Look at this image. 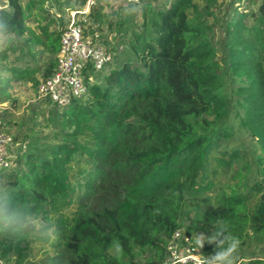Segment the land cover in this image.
<instances>
[{"label": "trees", "instance_id": "trees-1", "mask_svg": "<svg viewBox=\"0 0 264 264\" xmlns=\"http://www.w3.org/2000/svg\"><path fill=\"white\" fill-rule=\"evenodd\" d=\"M202 1L218 22L214 9L228 0ZM236 1L222 14L217 45L208 38L216 26L190 20L196 0L152 9V20L144 22L149 35L136 36L133 44L137 64L111 69L102 85L87 77L86 102L73 101L59 113L52 104L56 143L32 144L12 169L0 172V264H24L33 243L51 248L35 264H138L147 252L146 263H160L181 227L204 236L206 257L216 251L215 238L244 245L250 233L264 232V1L257 12ZM34 3L8 0L0 33L29 32L28 43L44 46L51 53L46 77L56 64L61 30L43 28L40 40L26 25ZM36 72L26 68L19 79L38 85ZM12 79L0 89V103L10 98ZM232 111L258 146L257 178L247 192L232 186L216 191L220 169L229 173L240 165L232 174L237 179L251 170L245 154H216L232 135L226 125ZM6 113L0 110L2 129ZM83 162V181L69 200L72 218L51 234L46 220L60 199L74 194L71 177ZM117 244L122 253L114 250Z\"/></svg>", "mask_w": 264, "mask_h": 264}, {"label": "rangeland", "instance_id": "rangeland-1", "mask_svg": "<svg viewBox=\"0 0 264 264\" xmlns=\"http://www.w3.org/2000/svg\"><path fill=\"white\" fill-rule=\"evenodd\" d=\"M43 1V3H40ZM234 1V0H232ZM264 0H241L236 1L235 6L244 8L251 4V10L258 11L260 4ZM170 0H35V6L31 12L27 11L28 18L26 25L34 31L40 40L45 41L43 28L52 34L61 30L66 24L71 12L81 11L85 14L88 24V34H98L99 42L107 48L113 56V62L109 68L96 74L94 83L102 85L105 75L113 68L119 67L124 62L137 64L136 51L134 48L137 39L143 40L149 35L150 24L144 28V22L152 20V9L158 11L166 7ZM216 6L214 9L218 18V22L214 17L208 16L205 11V3L202 0H196L197 8L189 12L190 20L199 25L216 26L214 31L210 32L208 38L217 45L223 36L221 17L227 4ZM29 0H23V5L27 6ZM31 38L28 32L23 36L15 34L0 33V89L7 84L9 78H13L10 83L8 94L10 98L1 103V111L5 110L6 121L4 122V132L9 134L14 140V149L10 151L12 160L14 161L19 152H25L32 144L37 145H53L56 143L52 136L54 132L53 118L51 112L55 110V106L50 103L43 102L39 99L37 88L38 85L33 84L29 79H19V72L29 68H37L35 73L39 83L43 79V71L49 63L51 53L42 45H34L33 42L28 43L26 40ZM33 53L35 57L30 54ZM4 96H0V100ZM89 96L85 95L81 100L88 101ZM63 108H56L61 112ZM232 132L230 138L223 139L218 157H222L225 152L226 156L237 151L240 156H245V162L251 164V170H241L240 178H233L232 174L240 170V165L233 164L229 173L219 170L221 176L217 182L216 191L221 192V188L232 186L240 192L249 191L250 187L256 182V166L258 146L252 141L249 133L241 127L239 119L236 117L235 111L226 123ZM18 133H21L18 135ZM227 158V157H225ZM85 162V160H84ZM84 162L76 166L75 173L71 177V187L73 195L60 199L58 204L46 220L52 225V232L61 226H64L72 218L75 210L73 201L77 193V183L82 182L81 167L85 166ZM14 165L10 169H12ZM184 221H186L184 219ZM40 224L39 222H37ZM244 245H236V251L229 257L232 264L247 263L253 258H260L264 262V232L259 234L250 233ZM253 234V235H252ZM215 252L207 256V261L211 264H219L215 259L219 253L226 252L229 247L220 239L214 240ZM29 257L24 264H35L43 258H47L51 248L36 243L31 245ZM151 252L141 254L137 257L138 264L145 263ZM13 264V263H11Z\"/></svg>", "mask_w": 264, "mask_h": 264}, {"label": "built area", "instance_id": "built-area-1", "mask_svg": "<svg viewBox=\"0 0 264 264\" xmlns=\"http://www.w3.org/2000/svg\"><path fill=\"white\" fill-rule=\"evenodd\" d=\"M8 8V0H0V11ZM85 12H71L60 31L56 64L38 85L39 99L60 107L89 95L86 78L94 83L96 74L113 62L110 51L99 42L98 34H88ZM1 110V103H0ZM14 139L0 127V172L13 165L10 151ZM205 239L201 233H189L185 227L177 229L166 245V256L160 263L142 264H211L204 255Z\"/></svg>", "mask_w": 264, "mask_h": 264}, {"label": "clouds", "instance_id": "clouds-1", "mask_svg": "<svg viewBox=\"0 0 264 264\" xmlns=\"http://www.w3.org/2000/svg\"><path fill=\"white\" fill-rule=\"evenodd\" d=\"M237 243H238V241H237ZM114 250L119 252V253H122L121 245H119V244L115 245V249ZM235 251H236V245L234 244L231 247H229V249L226 252L217 254L215 259L219 262V264H232V261H231V259L229 257Z\"/></svg>", "mask_w": 264, "mask_h": 264}]
</instances>
